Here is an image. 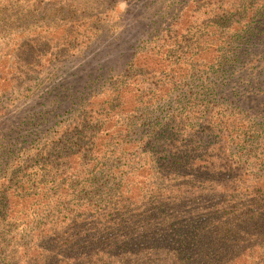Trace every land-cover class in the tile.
<instances>
[{
  "label": "rangeland",
  "instance_id": "rangeland-1",
  "mask_svg": "<svg viewBox=\"0 0 264 264\" xmlns=\"http://www.w3.org/2000/svg\"><path fill=\"white\" fill-rule=\"evenodd\" d=\"M190 6L192 0H0V264H35L30 252L23 254L24 247L34 244L37 250L53 248L52 238L74 237L77 224L98 227L100 218L90 217L82 203L116 202V190L132 173V163L138 168V175L147 176L148 170L140 158L142 150L136 143L141 141L139 138L148 139L149 134L138 125L142 121L162 123L170 118L168 110L178 107V99L186 102L184 97L194 96L199 82L198 62L210 60L215 48L210 41V19L203 14L190 18V13L184 12ZM148 16L162 18V30L155 34L157 39L172 38L165 44L172 47L171 52L161 64L167 63L168 74L184 75L183 71L177 73V67L193 66L174 93L155 108L157 111L134 105L136 94L132 89L116 96L120 80L131 74L127 70L134 57L146 50L150 31L137 29L135 21L146 22ZM174 20L179 21L177 26L173 25ZM175 38L177 43L170 44ZM203 48L206 50L200 51ZM252 66L264 71L263 61ZM239 76L235 79L241 78V86L233 80L230 87L246 95L252 91L249 78L242 71ZM149 82L142 85L145 96L148 90L152 91ZM227 89H221L220 95L229 94ZM70 96L66 112L53 120L46 118V123L39 125L38 113H46L53 99L68 100ZM201 109L200 114L195 110L190 113L188 123H194V129L200 128L198 136L204 141L217 144L220 138L223 140L217 133L219 128L211 122L204 126L208 111ZM255 110L251 108V112ZM214 118L212 112V122ZM96 125L98 128L93 130ZM237 139L243 145L242 151L255 149L258 157L262 137L254 129H243ZM226 141L225 160L229 162L235 158L239 145L231 137ZM184 144L197 146L180 145ZM248 155L247 151L242 155L239 177L233 182L238 190L248 186V179L264 178V162L253 164L255 160ZM160 158L161 154L154 161L149 158L151 165L157 166ZM211 167L203 169L208 171ZM219 176L217 180L221 179ZM167 179L173 180V176ZM158 185L166 186V182ZM2 196H7L8 201L1 200ZM143 209L146 211L147 207ZM115 210L104 211L111 213L112 219ZM120 213L124 216L120 218V228L131 227L137 221L132 217L135 210L131 216L122 209ZM45 233L49 235L42 239ZM11 239L14 243L5 249ZM46 242V246L41 245ZM255 256L256 253L247 252L231 264H249Z\"/></svg>",
  "mask_w": 264,
  "mask_h": 264
},
{
  "label": "trees",
  "instance_id": "trees-1",
  "mask_svg": "<svg viewBox=\"0 0 264 264\" xmlns=\"http://www.w3.org/2000/svg\"><path fill=\"white\" fill-rule=\"evenodd\" d=\"M192 2L190 10L183 7L184 12L190 13V18L203 17V14L210 19L207 21L213 34L210 41L215 46L210 60L198 62L197 87L200 92L197 89L194 96L184 97L186 102L178 99V107L170 108L167 112L170 118L162 123L142 121L138 125V128H143L142 132L149 134L148 139L139 138L141 141L136 143L142 150L140 158L148 170L147 176L138 175V168L132 163L129 166L132 173L125 176L123 184L116 190V202L106 205L101 202L82 203L88 210L86 213H91L90 217L100 218L98 227L77 224L74 237L72 235L68 240L52 238L53 248L41 247L37 250L34 244L24 247L23 254L30 252L35 264H231L247 252L257 255L249 264H264V178L248 179L244 190H238L233 185L238 180V168L245 151L249 152L250 160H255L253 164L264 162V71L252 66L258 61L264 62V0ZM181 17L178 16V19ZM183 19L187 21L184 16ZM146 20L143 23L135 21L137 29L150 31L146 37V50L134 57L127 70L131 74L120 80L116 96L119 98L132 89L136 94L134 105L157 111L155 108L174 93L180 86L179 81L193 66L175 65L177 73H185L170 76L167 63L161 64L171 52L172 47L165 44L172 38L155 37L162 30L161 17L148 16ZM178 23L173 21L174 26ZM174 36L177 37V33ZM175 43L176 38L170 44ZM150 61L153 65L148 66ZM241 71L248 76V85L252 87L246 95L238 94L230 87L233 80L241 86V78L235 79L240 77ZM147 81H150L152 91L148 90L145 96L141 90L143 82ZM225 88H228L229 94L220 95L221 89ZM253 88L258 92H254ZM70 99L71 96L68 100L53 99L46 113H36L39 125L46 123V118L53 120L61 112H66ZM199 107H202V112L208 111L204 126H210L207 122H211L219 128L217 133H221L223 140L220 138L217 144L204 141L198 136L200 128L194 129L195 124L188 123L191 112L195 110L200 114ZM251 108L256 110L251 112ZM212 112L214 122L210 119ZM31 124L34 122L31 121ZM197 126H201V120ZM220 126L225 129H220ZM96 128L97 125L92 129ZM184 129H191V132ZM243 129H254L262 137L258 157L255 156V149L242 151L243 145L237 136L240 137ZM230 137L237 140L239 151L228 162L225 160V147ZM181 143H196L198 147ZM159 154L161 162L154 167L151 163ZM192 154L198 157L192 158ZM206 167L211 168L206 171L203 169ZM219 174L221 179L217 180ZM169 176H173V180L167 179ZM160 181L166 182V186L158 185ZM144 199L149 204L141 202ZM1 200L8 201L7 196H2ZM128 207L131 208L129 212ZM146 207L145 211L143 208ZM105 209L109 212L115 210L114 218L110 219L111 213L105 212ZM121 209L129 216L135 210L132 217L137 221L131 227H118L120 218H124ZM105 219L112 221L103 222ZM48 235L45 233L42 239ZM13 243L12 239L6 242L5 249L11 248ZM46 244L41 243L42 246Z\"/></svg>",
  "mask_w": 264,
  "mask_h": 264
}]
</instances>
